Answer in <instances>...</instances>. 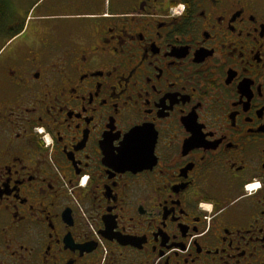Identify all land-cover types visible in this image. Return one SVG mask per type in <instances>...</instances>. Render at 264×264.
<instances>
[{
  "label": "flooded vegetation",
  "instance_id": "af4514ba",
  "mask_svg": "<svg viewBox=\"0 0 264 264\" xmlns=\"http://www.w3.org/2000/svg\"><path fill=\"white\" fill-rule=\"evenodd\" d=\"M19 10L0 264H264V0Z\"/></svg>",
  "mask_w": 264,
  "mask_h": 264
},
{
  "label": "rangeland",
  "instance_id": "374dc122",
  "mask_svg": "<svg viewBox=\"0 0 264 264\" xmlns=\"http://www.w3.org/2000/svg\"><path fill=\"white\" fill-rule=\"evenodd\" d=\"M5 11L2 15H0V23L4 24V28L6 25V21L10 20V15L12 13L18 14L19 10V0H3ZM22 2H26V0H22ZM6 36L4 30H0V46L4 43Z\"/></svg>",
  "mask_w": 264,
  "mask_h": 264
},
{
  "label": "trees",
  "instance_id": "16d2710c",
  "mask_svg": "<svg viewBox=\"0 0 264 264\" xmlns=\"http://www.w3.org/2000/svg\"><path fill=\"white\" fill-rule=\"evenodd\" d=\"M5 11V6H4V1L0 0V15H2ZM7 23V21H6ZM6 27V25H5ZM22 26L20 28H17V30H15V32H12L10 35H13L14 33H18L21 30ZM0 30H4L5 36H6V32H5V28H4V24L0 23Z\"/></svg>",
  "mask_w": 264,
  "mask_h": 264
},
{
  "label": "snow or ice",
  "instance_id": "6c2138e0",
  "mask_svg": "<svg viewBox=\"0 0 264 264\" xmlns=\"http://www.w3.org/2000/svg\"><path fill=\"white\" fill-rule=\"evenodd\" d=\"M260 187V185L257 183V184H252V185H249V188L250 189H253V188H258Z\"/></svg>",
  "mask_w": 264,
  "mask_h": 264
}]
</instances>
